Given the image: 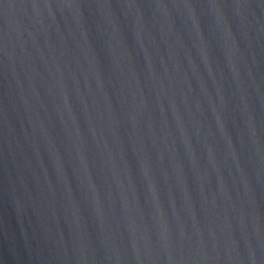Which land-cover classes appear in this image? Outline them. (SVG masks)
<instances>
[{
    "label": "water",
    "instance_id": "water-1",
    "mask_svg": "<svg viewBox=\"0 0 264 264\" xmlns=\"http://www.w3.org/2000/svg\"><path fill=\"white\" fill-rule=\"evenodd\" d=\"M0 264H264V0H0Z\"/></svg>",
    "mask_w": 264,
    "mask_h": 264
}]
</instances>
